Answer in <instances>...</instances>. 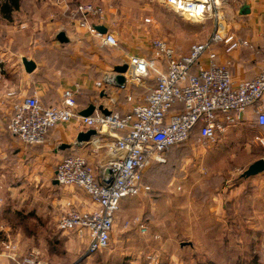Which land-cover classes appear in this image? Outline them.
<instances>
[{
    "label": "rangeland",
    "instance_id": "rangeland-1",
    "mask_svg": "<svg viewBox=\"0 0 264 264\" xmlns=\"http://www.w3.org/2000/svg\"><path fill=\"white\" fill-rule=\"evenodd\" d=\"M66 1L70 6L69 14L77 1L104 7L105 21L117 35L119 46H104L83 28L80 37L92 41L100 50L107 49L108 57L116 62L122 60L118 55L123 50L147 56L154 37L165 38L179 53H187L194 43L208 39L219 24H229L232 16V11L227 9L229 3H223L215 16L194 22L162 4L161 0ZM24 7L28 9L30 5ZM18 11L10 21L18 39L48 41L55 38L54 32L19 27L22 10ZM71 17L74 21V15ZM5 22L8 21L0 17V24ZM156 79L157 74L153 72L152 84ZM260 158H264V128L258 126L253 117L228 129L220 143L203 146L193 138L172 148L167 162L153 163L146 169L144 183L151 190L121 200L120 207L128 204L118 213L110 246L92 256L87 255L88 239L81 240L74 233L59 228L58 219L64 208L60 212L55 208V217L48 220L46 216L32 217L29 207L24 218L6 211L11 196L8 190L2 192L0 250L4 247L2 240L8 238L1 229L6 223L12 226L11 238L20 240V250L16 260L0 256V264H198L208 261L264 264V208L251 206L252 201L264 197V192L261 197V187H254L250 178L241 177L249 165ZM32 160L29 156L28 179L20 175L13 179L14 185L22 179L25 181L31 204L42 191L52 187L50 178L42 174L37 178L31 176ZM58 163L53 164V169H57ZM258 175L264 177V172ZM239 184L243 186L233 197L235 202H226L225 197L220 201L219 192ZM16 231H22L23 236Z\"/></svg>",
    "mask_w": 264,
    "mask_h": 264
},
{
    "label": "built area",
    "instance_id": "built-area-1",
    "mask_svg": "<svg viewBox=\"0 0 264 264\" xmlns=\"http://www.w3.org/2000/svg\"><path fill=\"white\" fill-rule=\"evenodd\" d=\"M164 1L167 7L194 22L215 16L223 4L222 0ZM76 14L78 26L86 28L102 45L119 46L112 32L102 33L90 22L91 17L104 19L103 6L82 2L76 7ZM221 40L227 52L250 46L247 39L230 33L223 35L218 25L208 39L194 43L186 55L161 37L151 39L149 55L127 54L125 87L141 86L151 71L157 79L145 102L134 104L123 113L110 110L107 115L96 109L93 114L82 116L71 89L63 92L56 106L43 105L36 95H27L14 104L6 129L25 145L43 143L52 128L77 118L96 131L93 142L111 155L101 165L99 176L81 154L64 157L56 169L55 177L61 185L77 186L95 204L93 210L87 211L70 204L58 221L63 231L88 239V255L110 246L121 200L151 190L144 183L146 169L153 163L167 162L172 148L187 143L196 134L200 145L216 143L230 126L248 117L264 126V37L260 71L254 79L240 83L234 82L230 63L217 61L215 45ZM3 63L0 58V73ZM105 83L115 85L116 75ZM140 226L147 229L142 223Z\"/></svg>",
    "mask_w": 264,
    "mask_h": 264
},
{
    "label": "crops",
    "instance_id": "crops-1",
    "mask_svg": "<svg viewBox=\"0 0 264 264\" xmlns=\"http://www.w3.org/2000/svg\"><path fill=\"white\" fill-rule=\"evenodd\" d=\"M161 2L166 5L164 0ZM222 2L229 3L230 6L229 8L227 6V9L232 11L229 24H219L222 34L230 33L236 37L247 39L250 41V46L227 52L226 44L221 40L215 45L218 53L217 61L220 64L230 63L235 83L252 80L260 71L263 61L264 0H222ZM245 3L250 6L251 11L248 14H241L240 9ZM26 5H30V7L26 9L24 7ZM26 5H22L20 8L22 18L19 27L29 30H44L48 33L54 32L55 38L48 41L18 39L14 35V26L10 21L7 20L6 24H0V58L4 60V70L0 73V193L7 192V190L10 193L11 202L6 210L8 213L26 218L30 207L31 211L29 212L33 215L32 217L46 216L49 220L55 217V208L60 212L70 204L84 211L95 208V204L82 189L77 186H64L57 182L56 168L53 169V164L57 161L60 162L64 157L81 154L88 159L96 175L99 176L101 165L111 155L104 147H99L93 142L96 134L89 140L81 138L83 133L91 129L77 118L52 128L43 143L34 146L25 145L6 129V123L13 111L14 104L27 95H36L43 105L56 106L60 103L63 92L66 89H71L75 93L79 112L94 104L96 106L104 105L109 110L123 113L134 104L144 103L150 89L156 85V81L153 84L150 81L154 72L151 71L139 87L107 85L105 81L116 75L114 67L128 63L127 54L135 53L123 50L118 55L122 60L116 62L108 57L107 49L100 50L99 46L92 44V41L82 40L80 34L83 31L78 26L79 17L76 14L78 4L71 11L72 14H69L70 6L66 0H27ZM71 15H74V21ZM105 19L106 14L104 19L91 17L90 22L95 26L105 25L111 32ZM83 29L88 32L86 28ZM59 31H65L70 41L67 43L58 41L56 35ZM113 34L117 37L115 33ZM189 51L181 54L186 55ZM23 57L36 63V68L32 72L26 71L22 61ZM129 96L132 97L131 100L128 99ZM234 126H230L228 129ZM228 129L219 136L217 143H220ZM194 138L197 141V134ZM62 145L69 146L61 148ZM29 156L33 159L34 167L31 176L37 178L42 174L47 179L50 178L49 181L52 184L51 188L47 187L39 197H36L33 204H31L33 201L29 199L25 181L22 179L16 185L13 183V179L17 175L24 177V180L28 179ZM250 183L254 187H261L260 196L262 197L264 192L263 175L251 176ZM242 186L243 184H239L231 189H223L218 193V196L221 197L220 201H224L225 197L226 202H235L233 197L238 195ZM254 194L255 197L258 196L257 193ZM231 195L233 196L228 198ZM2 201L3 197L0 195V211L3 208ZM126 204L128 203L121 205L120 210ZM258 205L261 206V209L264 208V197L252 201L251 206ZM2 222L3 220H0V223ZM11 228L12 226L7 223L5 228L1 227L8 238L2 240L4 247L0 250V256L16 260L15 258L19 255L20 240L11 238L13 235L10 233ZM17 233L23 236L22 231ZM35 251L38 252V250Z\"/></svg>",
    "mask_w": 264,
    "mask_h": 264
},
{
    "label": "water",
    "instance_id": "water-1",
    "mask_svg": "<svg viewBox=\"0 0 264 264\" xmlns=\"http://www.w3.org/2000/svg\"><path fill=\"white\" fill-rule=\"evenodd\" d=\"M251 11L250 6L248 4H243L240 13L241 14H248ZM100 32L106 33L108 32V28L105 25H96L95 26ZM56 38L61 43H67L70 41L68 35L65 31H59L56 35ZM23 64L28 72H32L36 68V63L33 60L28 59L27 57H23ZM129 70V65L127 63L117 65L114 67V71L116 73V84L115 86H122L125 85L126 82V76L125 74ZM96 109L101 110L105 114H110L111 111L104 107V105L96 106L94 104L89 105L86 109L80 111V115L82 116H89L94 113ZM96 134V131L94 129H91L81 135V138L84 140H89L93 135ZM69 145H62L61 148H64ZM264 172V158H260L249 165V167L242 173L245 177H251L258 175L260 173ZM58 182V181H57ZM186 244V243H183Z\"/></svg>",
    "mask_w": 264,
    "mask_h": 264
},
{
    "label": "trees",
    "instance_id": "trees-1",
    "mask_svg": "<svg viewBox=\"0 0 264 264\" xmlns=\"http://www.w3.org/2000/svg\"><path fill=\"white\" fill-rule=\"evenodd\" d=\"M23 1L24 0H0V17H2L5 20L11 21L13 19V14L16 11H18L21 8V6L23 5ZM79 3H80V1H77L75 5H77ZM241 177L242 178H250V177H245L243 175H241ZM182 246H185V244H182ZM198 264H215V263L213 261H208V262H200ZM251 264H253V263H251Z\"/></svg>",
    "mask_w": 264,
    "mask_h": 264
}]
</instances>
